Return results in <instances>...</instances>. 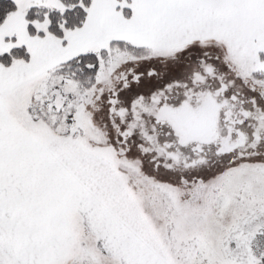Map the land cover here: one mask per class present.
<instances>
[{"label":"snow or ice","instance_id":"snow-or-ice-1","mask_svg":"<svg viewBox=\"0 0 264 264\" xmlns=\"http://www.w3.org/2000/svg\"><path fill=\"white\" fill-rule=\"evenodd\" d=\"M0 264H264V0H0Z\"/></svg>","mask_w":264,"mask_h":264}]
</instances>
